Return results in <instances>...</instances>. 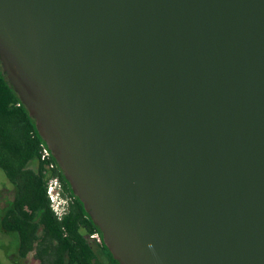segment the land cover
I'll use <instances>...</instances> for the list:
<instances>
[{
    "label": "water",
    "instance_id": "water-1",
    "mask_svg": "<svg viewBox=\"0 0 264 264\" xmlns=\"http://www.w3.org/2000/svg\"><path fill=\"white\" fill-rule=\"evenodd\" d=\"M0 62L120 264H264V0H0Z\"/></svg>",
    "mask_w": 264,
    "mask_h": 264
},
{
    "label": "trees",
    "instance_id": "trees-1",
    "mask_svg": "<svg viewBox=\"0 0 264 264\" xmlns=\"http://www.w3.org/2000/svg\"><path fill=\"white\" fill-rule=\"evenodd\" d=\"M42 142L35 121L7 80L0 62V168L14 188L13 200L0 213V231L16 238L15 263L100 264L93 242L88 239L99 233L104 254L120 264L55 157L52 161L57 167L50 173L60 178L73 203L62 220L53 213L47 197L49 167L40 158Z\"/></svg>",
    "mask_w": 264,
    "mask_h": 264
},
{
    "label": "built area",
    "instance_id": "built-area-1",
    "mask_svg": "<svg viewBox=\"0 0 264 264\" xmlns=\"http://www.w3.org/2000/svg\"><path fill=\"white\" fill-rule=\"evenodd\" d=\"M40 158L43 162L47 163L49 167L47 197L50 202V207L58 220H62L70 212V206L73 203V198L69 196L64 190L60 178L58 176H53L50 173L56 169L57 165L52 161L54 155L45 141L40 145ZM88 239L91 242H96L97 244L102 243V237L99 235V233L89 235Z\"/></svg>",
    "mask_w": 264,
    "mask_h": 264
},
{
    "label": "rangeland",
    "instance_id": "rangeland-1",
    "mask_svg": "<svg viewBox=\"0 0 264 264\" xmlns=\"http://www.w3.org/2000/svg\"><path fill=\"white\" fill-rule=\"evenodd\" d=\"M13 196L14 188L0 168V213L13 200ZM16 245V238L13 235L0 231V264H16L14 261ZM93 246L100 264H115L107 258L99 244L93 242Z\"/></svg>",
    "mask_w": 264,
    "mask_h": 264
}]
</instances>
